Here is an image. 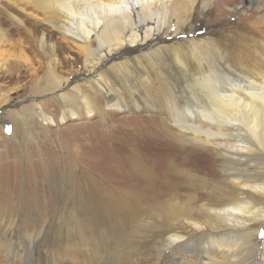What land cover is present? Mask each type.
<instances>
[{"label": "bare ground", "instance_id": "1", "mask_svg": "<svg viewBox=\"0 0 264 264\" xmlns=\"http://www.w3.org/2000/svg\"><path fill=\"white\" fill-rule=\"evenodd\" d=\"M212 1L19 0L21 8L18 10L24 17L30 20L36 17L35 13L41 14V24L56 34L67 49L78 52L84 68L90 67L88 71L75 73L72 81L62 79L59 82L61 88L52 92L51 96L56 97L62 108L59 123L80 118V114L71 108L72 103L80 104L86 118L99 111L81 95L89 87L104 98L106 107L119 112L128 108L146 110L159 115L162 119L160 128L167 130H162L164 134H161L166 140L160 138L162 142H159L167 148L157 149L154 156H144L140 148L148 145H140L127 157L130 165L122 166L125 171L119 173L122 176L130 174L131 185L136 189L133 194L123 190L114 193L113 181H106L111 189L92 182L100 189L103 200L105 198L106 211L111 210L110 205L114 208L111 207V222L106 224L109 227L98 221L109 217L101 210L105 207L100 202L81 199L72 186L74 196L80 202L79 208L90 224L94 223L92 219L99 217L98 229L94 232L87 227L82 232L75 222L72 230L68 227L63 234L57 231L58 238L53 227L43 233L52 250L58 247L59 241L66 243L72 239L73 242H68L72 262L81 260L79 264H85L90 259L91 264H124L134 243L141 254L134 262L136 264L156 262L152 258L149 262L142 259L149 249H153V256L165 258L167 264H264V233L260 230L261 226L264 229V33L260 30L264 27V0H246L250 7L249 15L245 17L247 23L238 24L236 32L232 31L225 38L214 37L215 33L210 32L196 33V25L202 24ZM3 9L0 6V13L27 36L24 40L44 60L48 72L42 81L44 87L58 82L54 69L59 65L57 54L62 49L58 50L51 42L53 35L49 36L43 30H30L26 22L10 15L12 13L6 14ZM163 29L165 33H162ZM170 31L171 36L168 35ZM182 34H185L184 38H177ZM5 42L4 34L0 33V50ZM138 47H144L135 54L139 62L135 56L131 57L140 49ZM27 48H23L25 53ZM107 82L118 88L108 87ZM122 88L128 93L133 92L131 105L120 98ZM39 106L40 118L54 125V119L46 116ZM17 117L19 115L13 113V118ZM146 133L141 132L144 137ZM12 135L13 132L10 137ZM188 149L193 164L197 163L195 152L208 150L212 153V158L217 159L221 180L215 182L190 174L184 168L185 163L181 164L183 151ZM190 188L194 194H185L182 199L179 192ZM21 197L17 201L11 198L12 202L8 197L0 201V258H10L9 262L17 264H31L38 256L37 246L33 244L34 239L29 242L33 235L21 236V231L29 224L21 217L24 212L19 213L13 204L19 203ZM201 201L205 203L194 208ZM133 209L140 213L136 225ZM142 215L150 219L158 216L160 220L154 224L144 221L140 224ZM82 223L80 226L85 228ZM37 227L32 230L38 231ZM164 227L169 229L165 232L161 229ZM139 230L148 231L149 243L154 235H158V239L162 236L156 248L148 247L150 244L145 246V241L139 245L135 241L130 243ZM40 234L41 230L36 237ZM77 234L83 244L81 249L78 248L79 238L74 237ZM20 242L24 247L22 251L19 250ZM100 250L107 257L100 256ZM183 251L193 253L195 262L174 257L173 254L180 255ZM43 263L48 262L44 260Z\"/></svg>", "mask_w": 264, "mask_h": 264}, {"label": "rangeland", "instance_id": "2", "mask_svg": "<svg viewBox=\"0 0 264 264\" xmlns=\"http://www.w3.org/2000/svg\"><path fill=\"white\" fill-rule=\"evenodd\" d=\"M12 1L13 0L0 1V6L4 8V12L6 14L12 13L10 15L20 21L26 22L28 28L32 31L43 30L49 36L53 35L51 42L58 47V50L61 48L62 51L59 50L57 54L59 65L54 69V76L58 79V82H54V84L52 82L48 83L47 87H44L43 82L48 73H46L47 70L44 60L36 52L35 48H33L29 42L27 43L26 40H24L27 36H24V33H22L19 28L15 29L5 14L2 15L0 13V33L4 34L7 42L1 46L0 50L2 52L0 54V201H2L4 197H8L11 202V198L17 201L18 197L22 196L19 203L16 202L13 204L19 209V213L21 211L24 212L21 217H24L26 219V223L29 224L23 229L24 231H21V236H24L25 238L26 236L29 237L30 235H33L29 242H32L34 239L33 244L37 246L36 254L38 256H35L36 260H34V262L32 261V263L30 262L31 264H34L35 262V264H44V260H47V264H79L78 261L81 260L72 262V260H74L73 257L70 256L72 254L69 255L68 253L70 249L69 247H71V244L69 245L68 242H73L72 239H69L68 242H66L67 244L64 241H59L58 247L55 245L56 247L52 250V246L49 245L47 239L43 236V233L46 229H50L52 227L56 230V233L57 231L65 233L68 227H71V230L73 229L75 222L79 231L83 232V230L88 227L91 231L96 232V229H98V221L100 224L104 225L110 223V216L112 215L111 212L113 211V207L110 205L109 209L111 210L107 209L106 211L107 204L105 203V198L103 200L101 197L103 195L100 193V189L94 187L92 182H95L99 187L111 189L110 186L106 184V181H113L114 187L116 188L114 189V193L123 190L124 192L130 191L131 194H133V191H136V189H133L131 185V177H129L130 174H123L122 176L119 173L120 171H125L122 169V166L127 167V165H130V161L127 157H130L131 152L134 149L139 148L140 145H148L147 147L140 148L141 152L144 153V156H151L154 151H158L160 148H167L164 144L160 143L162 146L159 144V142H162L160 138L166 140V138L162 135L164 134L163 132H166L167 130L160 128V122L162 119H160L159 115L147 113L146 110L140 109L139 111H135L134 109L128 108L127 111L119 112L106 107L104 98L98 93V91L94 90L93 92V90L89 87L86 90L88 93L83 92L81 95L86 102H90V106L93 109L99 111H97L93 117L86 118L80 104L77 105L72 103L70 104L71 108L80 114V118L75 120L67 119L63 123H59L58 121L62 115V108L60 106V102H57L56 97L54 95L51 96L52 92L57 90L58 87L61 88L59 82L63 81L65 78L72 81L71 79H73V75L75 73H83L85 70L88 71L90 67H88L89 69L87 67L84 68L82 66V57L78 54V52L74 49H67V45L58 39L56 34H53L46 26L41 24V14L35 13L36 17H32V19L29 20L18 10V7L21 8L19 0L18 2H16L17 0H14L15 2L13 1V3ZM12 4H14V6H12ZM249 8L250 7L246 3V0H213L210 11L207 15H205L202 24L197 23L196 33L206 34L207 32H210L215 33L213 34L214 37L219 36L220 38H225V36H229L232 31L236 32V27H239L238 24L244 25L247 23V19H245V17L249 15ZM36 18L38 20H36ZM255 19H258V16H256ZM260 28V30L264 33V27ZM162 33H165V29H163ZM171 34L172 31L168 33L169 36H171ZM184 37L185 34L177 36V38ZM8 42L10 44H8ZM27 47H29V49ZM144 47H138L140 48L138 50L133 49L137 51H135L131 57L133 56L134 58L135 54H137V52L142 50ZM23 48H27V53L24 52ZM135 57L136 58L134 59L138 61V56ZM133 63L136 64L135 62ZM143 66L147 68L145 64H143ZM144 72L146 73L147 70ZM107 85L112 89L118 88L115 87V85L112 86L110 82H107ZM119 94L124 103L131 105L133 92L128 93L126 89L122 88V91H120ZM37 105H41L38 108H42L46 116L54 119V125L47 124L44 122L43 118H40ZM13 113L18 114L19 117L14 119ZM163 123L167 125L165 122ZM166 128L171 130L168 127ZM159 130L161 132L163 130V132L161 133ZM146 131L147 133L144 137L141 132ZM12 132L13 135L10 137ZM146 136L148 139H146ZM150 147L155 148V150H152ZM144 151L148 153L146 154ZM183 152L184 155L182 158L185 160H181V164L184 165L185 163L184 168L186 167L190 174L206 178L208 180H214L215 182H219L221 180V176L218 177L219 166L218 162L216 163L217 159H213L212 153L208 150L198 151L197 153L195 152V155L197 156L194 157L197 161L195 164H193L190 159V156L192 155L190 150L188 149V151L185 150ZM202 163H204L203 166ZM151 164L152 163H150V165ZM129 168L130 167H128V170ZM60 175L64 178L62 179ZM127 177H129L130 180ZM46 180L49 181L46 182ZM67 184L70 186L66 188V186H68ZM72 186L75 187L74 189H76L79 193L81 199H86L87 202H89V200L100 202L101 205L105 207L104 209H101L105 210L102 212H105V214L109 217L102 220H100L99 217L94 218L92 219L94 223L90 224L89 219L84 217L85 215H83L79 208L80 202L78 198L74 196L75 192L73 191ZM191 189L193 188H190V190L188 189L187 191L185 190V192L184 190L179 192L182 199H184L185 194H194ZM201 193L204 192L201 191ZM129 202L130 201H128L127 204L130 205ZM204 203L205 201L198 202V204L194 205V208H199ZM94 205L96 204L94 203ZM133 210L132 216L135 221V223L134 221L133 223L136 225V220L140 213L135 209ZM72 214H75V216H72ZM121 215L122 214L119 215L120 220L122 218ZM69 216L72 218H70L68 224ZM159 220L160 218H158V216H154L150 219L148 216L146 217L142 215L138 222L140 224H142L143 221L154 224ZM79 221L81 223L83 222L82 225L84 224L85 228L80 226L81 223H79ZM130 223L132 222L130 221ZM36 226H38V231L41 230L39 237H36L38 232L35 231ZM32 227H35V229L32 230ZM106 227L109 226L106 225ZM62 229H64V231H61ZM161 229L166 232L169 228L167 229V227H164ZM260 230L263 234L264 229L262 226L260 227ZM147 232L144 233L139 230L138 234L140 235L137 234L138 238L135 236L133 241H130V243L135 241L139 245L141 241H145V246L150 244L148 247L156 248V245L161 240L162 236L158 239L159 236L154 235L153 241L149 243L150 235L148 234V237H146ZM34 236L36 238H34ZM79 236L80 235L78 234L76 236L74 235V237L79 238L78 248L81 249L83 244L81 243V238ZM56 237H59L58 233L56 234ZM128 238L129 237H127V239ZM20 245L19 250L22 251L21 249L23 247V243ZM130 247V257L127 256V260L124 264H136L134 262L140 258L141 254L137 250L136 245L133 243ZM152 250L149 249L147 255H143L142 259H144L145 262H149L152 258L156 260L154 264H167L165 258H158L157 255L153 256ZM45 252L48 256L45 255ZM100 252V256L105 255L104 257H107L103 250H100ZM180 252L182 251L180 250ZM173 255L176 259L182 257L184 260L195 262V257L193 256L194 254L187 251H183V253L180 254L181 256L179 254ZM37 257H39L40 262H37ZM104 257H102V259ZM9 260L8 258H0V264H17V262H9ZM87 261L88 262L85 264H91L90 259H87ZM21 264H25V262H22Z\"/></svg>", "mask_w": 264, "mask_h": 264}]
</instances>
